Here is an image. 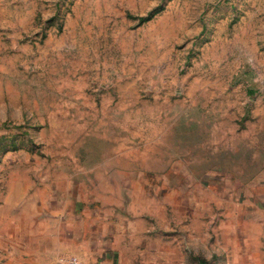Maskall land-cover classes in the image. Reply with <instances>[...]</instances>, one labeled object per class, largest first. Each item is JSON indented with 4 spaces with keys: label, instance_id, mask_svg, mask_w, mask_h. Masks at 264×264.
Instances as JSON below:
<instances>
[{
    "label": "rangeland",
    "instance_id": "374dc122",
    "mask_svg": "<svg viewBox=\"0 0 264 264\" xmlns=\"http://www.w3.org/2000/svg\"><path fill=\"white\" fill-rule=\"evenodd\" d=\"M42 243L264 264V0H0V264Z\"/></svg>",
    "mask_w": 264,
    "mask_h": 264
},
{
    "label": "crops",
    "instance_id": "0c3cea01",
    "mask_svg": "<svg viewBox=\"0 0 264 264\" xmlns=\"http://www.w3.org/2000/svg\"><path fill=\"white\" fill-rule=\"evenodd\" d=\"M260 209V208H259ZM256 213L258 214V213H260V210H256ZM37 218V217H36ZM46 218V217H45ZM39 220H43V219H41V217H40V219ZM259 223H262V222H259ZM49 225V223H46L45 224V226H48ZM42 233H43V235H44V233L46 234V235H49V233L50 232H48V230H47V228L45 229V230H43V231H41ZM247 243V242H246ZM39 257H40V262H41V264H50V261H51V256H56V254H52L51 253V251H50V249L47 247V246H44V244L42 243V246H41V248H39ZM38 254V253H37Z\"/></svg>",
    "mask_w": 264,
    "mask_h": 264
}]
</instances>
